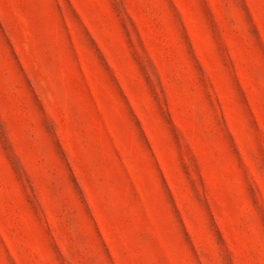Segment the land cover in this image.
<instances>
[{
    "label": "rangeland",
    "instance_id": "374dc122",
    "mask_svg": "<svg viewBox=\"0 0 264 264\" xmlns=\"http://www.w3.org/2000/svg\"><path fill=\"white\" fill-rule=\"evenodd\" d=\"M0 264H264V0H0Z\"/></svg>",
    "mask_w": 264,
    "mask_h": 264
}]
</instances>
